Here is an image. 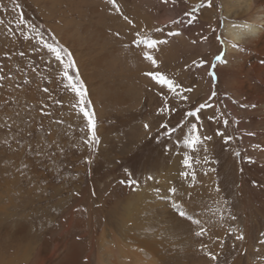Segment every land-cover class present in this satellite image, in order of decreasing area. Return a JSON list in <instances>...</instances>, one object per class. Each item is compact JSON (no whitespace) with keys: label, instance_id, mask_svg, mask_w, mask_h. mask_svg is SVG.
Instances as JSON below:
<instances>
[{"label":"rangeland","instance_id":"1","mask_svg":"<svg viewBox=\"0 0 264 264\" xmlns=\"http://www.w3.org/2000/svg\"><path fill=\"white\" fill-rule=\"evenodd\" d=\"M222 3L0 0V191L7 183L12 191L23 193L28 188L48 193L54 187L76 186L93 193L111 181H117L119 189L164 183L186 189L196 175L201 187L207 172L201 164L213 160L218 174L225 168L221 162L228 166L227 173L233 167L248 217L254 210L248 192L262 209L264 171L238 151L233 163L230 156L240 142L230 113L224 123L232 149L223 153L226 145L219 147L218 109L226 64L221 60L230 42L224 30L227 23L238 21L225 20ZM64 19L68 23L60 27ZM57 25L64 31L56 30ZM81 25L88 29L82 32ZM63 32L102 45L101 54L96 45L89 51L90 71L99 82L96 89L106 86L111 93L99 107L76 58L61 40ZM96 54L106 55L104 66L95 67ZM114 59L116 64L111 63ZM116 95L126 101L123 109L111 104ZM192 158L196 174L187 169ZM106 220L113 224L114 217ZM247 223L249 234L256 233L250 220Z\"/></svg>","mask_w":264,"mask_h":264},{"label":"bare ground","instance_id":"2","mask_svg":"<svg viewBox=\"0 0 264 264\" xmlns=\"http://www.w3.org/2000/svg\"><path fill=\"white\" fill-rule=\"evenodd\" d=\"M222 5L225 20L238 21L227 23L224 30L230 42L221 60L226 64L222 66L223 101L218 109L219 147L226 145L223 153L232 149L224 123L230 113L240 142L230 156L233 163L238 151L252 161L254 168L264 171V0H223ZM67 23L62 20L59 26ZM86 25H81L82 32L88 29ZM59 26L54 28L61 31ZM61 36L76 58L83 80L91 87L94 105L101 106L111 93L106 86L96 89L98 81L93 80L90 71L89 51L96 44L91 41V45L81 35L73 37L63 32ZM101 47L97 43L94 49L101 54ZM106 55L92 60L96 68L104 66ZM111 63L116 64L115 59ZM111 100L119 108L126 105L121 95ZM165 110H161L162 119L167 117ZM191 160L188 172L194 170L196 174L197 163ZM201 165L207 166L202 174L203 186L197 187L196 175L194 179L191 176L189 181L194 182L186 189L167 183L137 190L119 189L122 186L111 181L93 193L77 186L54 187L48 193L45 188L40 192L28 188L23 193L12 191L5 183L0 191V264H264V178L262 209L247 193L254 207L249 218L241 202L242 183L233 167L227 173L228 166L221 162L225 168L218 174L213 160ZM11 181L8 183L14 184ZM19 210L22 214L17 213ZM109 216L114 217L113 224L106 220ZM248 220L250 228L257 231L253 235L247 230Z\"/></svg>","mask_w":264,"mask_h":264}]
</instances>
